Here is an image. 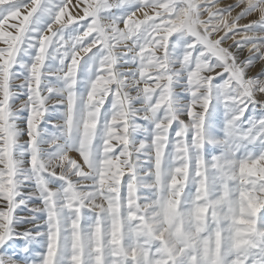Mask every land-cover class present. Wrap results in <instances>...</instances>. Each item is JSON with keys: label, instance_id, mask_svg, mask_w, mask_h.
Wrapping results in <instances>:
<instances>
[{"label": "snow or ice", "instance_id": "snow-or-ice-1", "mask_svg": "<svg viewBox=\"0 0 264 264\" xmlns=\"http://www.w3.org/2000/svg\"><path fill=\"white\" fill-rule=\"evenodd\" d=\"M0 264H264V0H0Z\"/></svg>", "mask_w": 264, "mask_h": 264}, {"label": "rangeland", "instance_id": "rangeland-1", "mask_svg": "<svg viewBox=\"0 0 264 264\" xmlns=\"http://www.w3.org/2000/svg\"><path fill=\"white\" fill-rule=\"evenodd\" d=\"M256 71H259V69L257 68V69H254V72H256Z\"/></svg>", "mask_w": 264, "mask_h": 264}]
</instances>
